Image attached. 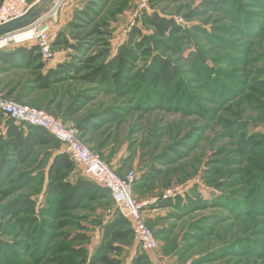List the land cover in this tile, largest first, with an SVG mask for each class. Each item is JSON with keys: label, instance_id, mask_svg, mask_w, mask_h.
Listing matches in <instances>:
<instances>
[{"label": "rangeland", "instance_id": "rangeland-1", "mask_svg": "<svg viewBox=\"0 0 264 264\" xmlns=\"http://www.w3.org/2000/svg\"><path fill=\"white\" fill-rule=\"evenodd\" d=\"M138 6V0H41L43 11L58 8L51 23L52 60L40 72H8L0 62V90L19 84L15 100L35 85L23 104L61 121L73 98L88 97L82 111L64 123L73 129L93 113L118 115L80 135L75 130L117 176L136 174L133 198L147 203L144 216L157 232L154 264H264V0L149 2L134 18ZM91 11L87 18L84 13ZM153 13L175 18L187 33L189 41L179 51L170 41L153 42V31L141 22ZM135 30L140 34L134 42L145 35L151 43L136 52L122 85L112 72L106 80H88ZM57 37L84 48L79 53L56 46ZM151 55L176 69L169 88L155 90L140 79L152 69ZM63 63H72L73 70L48 89L36 86L40 73ZM37 160L0 178V264H101L102 255L127 264L139 253L132 237L114 242L123 249L120 255L104 250L111 241L105 227L117 212L110 195L87 194L63 210L44 195L45 168L30 178ZM152 170L159 173L143 184L141 176ZM28 198L36 202L34 217L12 206ZM167 202L173 206L160 208Z\"/></svg>", "mask_w": 264, "mask_h": 264}, {"label": "trees", "instance_id": "trees-1", "mask_svg": "<svg viewBox=\"0 0 264 264\" xmlns=\"http://www.w3.org/2000/svg\"><path fill=\"white\" fill-rule=\"evenodd\" d=\"M157 1L164 2L168 0H150L149 2L153 3ZM223 1L228 3L235 0ZM29 2L30 1L28 0V5L30 6ZM38 4L30 10L29 14L32 13L35 15L43 11L44 8L40 9ZM84 14L87 16V18H89V15L93 14V11H91L89 14ZM76 17L79 18V15H76ZM141 22L151 28L153 31L152 39L156 44L160 45L167 43L166 41H170L173 48L176 51H179L189 41L187 33L173 17L168 18L161 16L158 13H153L151 15H146ZM68 25L71 27L76 26L74 22H71ZM139 34L140 33L135 30L130 35L129 41L122 45L117 53L108 61L95 69L87 77V79L93 82L103 81L104 79H108V73L112 72L111 77L113 79L115 78L119 85H122V82L126 78L127 74L132 71L131 62L135 59L136 52L138 50H142L145 45L151 43V38L145 35H141V41L134 42L132 40L133 37L138 36ZM28 44H12L0 49V62L9 68L8 72L21 69H34L40 72L47 66L49 62H51L52 58L46 60L42 57L40 49L37 45L33 43L30 45ZM55 45H64L66 48L79 53L82 52L84 48L81 43L73 44L67 40H64L62 37H57ZM151 57L152 69L142 73L140 76L142 78L140 79H147L155 90L158 88H169L172 85L174 78L178 74L176 69L167 59H163L157 55H151ZM93 60V58H88L86 59L85 63L91 64ZM70 70H73L72 63L59 64L56 70H48L44 75L40 73L36 83L38 85L36 86L42 90L48 89L51 84H56L59 82L61 79L60 75L62 73L68 72ZM18 86L19 84L13 85L12 83L5 84L4 86L2 85L3 91L1 90V92L7 98L12 99L15 92H17V89L19 88ZM34 86L35 85H28L22 89L16 95V99L14 101L23 104V101L28 98L30 90H33L32 88H34ZM88 100L89 98L84 97V95H78L73 98L71 103L62 111V114L59 116L63 120L62 122L65 123V121L76 117L82 111L83 106L88 102ZM117 119L118 115H114L109 111H104V113H93L77 122L75 129L80 135V133H85L89 130L96 129L98 127V121H116ZM0 122L3 128V131L0 132V178L3 176L9 178L10 176L7 174L10 173L11 175L15 173L17 167L28 163L34 157H38L36 163L40 165L36 167L32 174H30V178H35L34 173L38 169L45 168V171H42L44 172L42 173V188H44V195L47 199L56 200L59 204V207L63 210H70L73 205H75L79 200L85 198L87 194H92V196H111V193L108 189L103 188L96 182L88 179L85 176L84 169L70 158L66 152L64 144L54 136L47 133L45 130L39 127L17 122L9 115H6L1 111ZM61 145L64 147V149L61 148ZM40 148H44L45 151L38 155ZM96 154L100 155L99 153ZM100 156L103 159L102 155ZM163 159L164 160L161 162H167L165 158ZM167 160L171 159L168 158ZM80 172H82V175H80ZM26 173V175L24 174L21 177L22 179L28 175V172ZM158 173L159 171L156 170L154 172V170H152L150 173L142 175L140 180L143 184H148L157 176ZM136 182L137 177L135 179V183ZM12 206L20 213H27L32 217L36 216L37 214L36 202L30 198L25 199L24 201L15 202ZM160 206V208H169L173 205L172 203L167 202ZM50 210L53 209H48V211ZM142 214L144 216L143 210ZM114 216V220L106 225L104 230L105 239L111 240L105 244L104 250L108 254L115 253L120 255L123 253V249L118 245H114V242H125L132 237L137 245L139 253H136L127 264H154L151 256L140 250L139 245L134 238L132 222L125 218L118 211L114 214ZM144 218L147 225L153 230L150 220L145 216ZM153 233L157 238V232L153 230ZM98 262L101 264H124V261L121 259L111 258L108 255L100 256Z\"/></svg>", "mask_w": 264, "mask_h": 264}, {"label": "built area", "instance_id": "built-area-1", "mask_svg": "<svg viewBox=\"0 0 264 264\" xmlns=\"http://www.w3.org/2000/svg\"><path fill=\"white\" fill-rule=\"evenodd\" d=\"M149 1L138 0L139 6L133 14L134 18L147 10ZM32 8L28 5V0H3L0 4V26L26 16ZM57 12L58 8H54L39 18L23 31L28 33L22 41H19V43L30 42L37 45L42 57L46 60L53 57L51 52V23ZM131 25L133 24L131 23ZM4 44L5 42L0 45V49L5 47ZM0 111L17 122L39 127L61 141L70 158L84 169L85 176L110 191L116 210L132 222L134 238L140 250L151 257L156 255L159 248L158 240L142 214L147 203L140 204L133 198L132 192L137 177L134 172L128 173L123 178L117 176L100 155L91 151L79 139L73 127L65 125L45 110L7 98L1 90Z\"/></svg>", "mask_w": 264, "mask_h": 264}, {"label": "water", "instance_id": "water-1", "mask_svg": "<svg viewBox=\"0 0 264 264\" xmlns=\"http://www.w3.org/2000/svg\"><path fill=\"white\" fill-rule=\"evenodd\" d=\"M53 2V1H52ZM52 5V4H51ZM50 8L45 11H42L38 14H27L26 16L0 26V42H5L4 46L12 45L15 43H19L16 40V36L21 34L24 30L34 24L41 16L48 13Z\"/></svg>", "mask_w": 264, "mask_h": 264}, {"label": "bare ground", "instance_id": "bare-ground-1", "mask_svg": "<svg viewBox=\"0 0 264 264\" xmlns=\"http://www.w3.org/2000/svg\"><path fill=\"white\" fill-rule=\"evenodd\" d=\"M58 7V6H57ZM28 32L27 31H25V32H22L21 34H19V35H17L15 38H16V40L19 42V41H22L23 40V38H25V36H26V34H27ZM2 44V42H0V45Z\"/></svg>", "mask_w": 264, "mask_h": 264}, {"label": "crops", "instance_id": "crops-1", "mask_svg": "<svg viewBox=\"0 0 264 264\" xmlns=\"http://www.w3.org/2000/svg\"><path fill=\"white\" fill-rule=\"evenodd\" d=\"M3 0H0V4L2 3ZM30 1V0H29ZM41 0H33L32 2L30 1V8L36 6Z\"/></svg>", "mask_w": 264, "mask_h": 264}]
</instances>
